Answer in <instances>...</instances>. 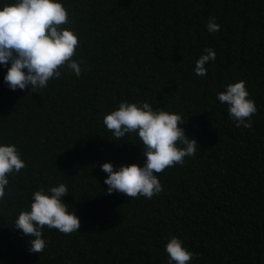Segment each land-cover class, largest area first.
<instances>
[{"label": "trees", "instance_id": "1", "mask_svg": "<svg viewBox=\"0 0 264 264\" xmlns=\"http://www.w3.org/2000/svg\"><path fill=\"white\" fill-rule=\"evenodd\" d=\"M7 2V0H5ZM79 33L74 59L86 70L40 92L15 91L0 67V140L26 162L0 202V264H168L165 244L179 236L191 264H264V0H63ZM215 17L221 28L207 31ZM216 52L207 76L195 61ZM245 80L257 112L237 127L216 93ZM148 101L181 113L199 150L158 174L148 199L106 192L99 164H142L135 134L113 140L103 117L119 102ZM65 183L63 199L80 229H43L41 253L14 228L32 193Z\"/></svg>", "mask_w": 264, "mask_h": 264}, {"label": "clouds", "instance_id": "2", "mask_svg": "<svg viewBox=\"0 0 264 264\" xmlns=\"http://www.w3.org/2000/svg\"><path fill=\"white\" fill-rule=\"evenodd\" d=\"M71 24L70 13L63 0H0V67L6 68L4 82L13 91L30 88L40 92L48 82L61 76L67 68L76 76L86 70L83 59H74L79 47V33L65 25ZM207 31L216 33L221 25L215 17L206 24ZM213 48H205L195 61L194 73L207 76V65L215 61ZM221 104L227 105L228 116L237 127H252V115L257 106L241 79L224 86L216 93ZM148 101L122 100L118 107L103 117V124L114 139L123 140L135 134L142 147V164L125 163L118 168L112 161L99 164L107 173L106 192L117 191L130 198H152L162 191L158 174L167 167L183 164L186 157L199 150L197 140L186 134L181 113L166 107L153 108ZM26 166L15 143L0 140V202L6 198L11 174ZM65 183L39 188L31 195L30 206L16 216L14 228L28 236L29 250L41 253L47 246L43 229L55 228L64 234L80 229V217L64 202L69 194ZM168 264H191L195 253L190 251L179 236H171L164 248Z\"/></svg>", "mask_w": 264, "mask_h": 264}]
</instances>
